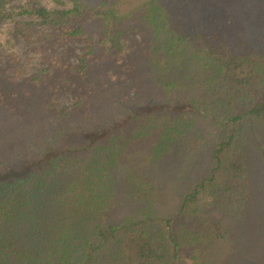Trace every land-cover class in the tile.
I'll return each mask as SVG.
<instances>
[{
    "label": "trees",
    "instance_id": "1",
    "mask_svg": "<svg viewBox=\"0 0 264 264\" xmlns=\"http://www.w3.org/2000/svg\"><path fill=\"white\" fill-rule=\"evenodd\" d=\"M23 2L0 0L32 52L0 60V264H264V35L242 9L264 0Z\"/></svg>",
    "mask_w": 264,
    "mask_h": 264
},
{
    "label": "rangeland",
    "instance_id": "2",
    "mask_svg": "<svg viewBox=\"0 0 264 264\" xmlns=\"http://www.w3.org/2000/svg\"><path fill=\"white\" fill-rule=\"evenodd\" d=\"M38 2L48 9L70 7L69 0H38ZM23 4V0H9V6L13 8H17L19 6H22ZM251 6L252 5L242 6L243 13L248 12L252 16L251 18H249V22L246 18V21H244L243 23L248 32L263 33L264 35V9L260 8L258 11H254ZM239 9L241 10V7ZM10 28V24L0 26V60L3 63H7L8 61H12L13 63H16L17 61L31 63V48L25 45V43L20 38L15 37L12 33H10ZM79 46L80 45L77 44L68 45L65 55L67 60L72 63L75 62L76 55L79 52ZM261 210L264 211V205L261 207ZM262 237L264 238V236ZM262 244L264 245V241L262 242Z\"/></svg>",
    "mask_w": 264,
    "mask_h": 264
}]
</instances>
